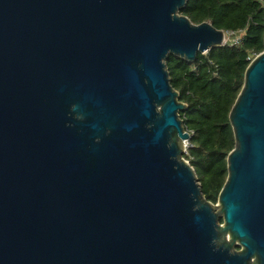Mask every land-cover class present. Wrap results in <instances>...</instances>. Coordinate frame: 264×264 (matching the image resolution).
<instances>
[{"label":"water","instance_id":"water-1","mask_svg":"<svg viewBox=\"0 0 264 264\" xmlns=\"http://www.w3.org/2000/svg\"><path fill=\"white\" fill-rule=\"evenodd\" d=\"M186 3L0 0V264H264V50L229 113L220 217L166 60L227 33Z\"/></svg>","mask_w":264,"mask_h":264},{"label":"trees","instance_id":"trees-1","mask_svg":"<svg viewBox=\"0 0 264 264\" xmlns=\"http://www.w3.org/2000/svg\"><path fill=\"white\" fill-rule=\"evenodd\" d=\"M180 13L196 24L208 21L242 36L239 44L199 52L193 62L173 54L166 60L171 84L187 105L180 117L192 132V147L183 156L194 167L205 197L216 203L236 143L229 113L248 65L264 50V0H187Z\"/></svg>","mask_w":264,"mask_h":264},{"label":"built area","instance_id":"built-area-1","mask_svg":"<svg viewBox=\"0 0 264 264\" xmlns=\"http://www.w3.org/2000/svg\"><path fill=\"white\" fill-rule=\"evenodd\" d=\"M227 36H226V40H225V44L227 42H229L231 45H236V44H239L242 40V36L241 34H234V32H226ZM188 131V130H186ZM189 134H190V138L189 139H186L184 140V144H185V149H184V153H188V149L190 147H192V142H191V136H192V132L188 131ZM184 155V154H183ZM185 158V157H184ZM186 159V158H185ZM189 161V160H188Z\"/></svg>","mask_w":264,"mask_h":264},{"label":"rangeland","instance_id":"rangeland-1","mask_svg":"<svg viewBox=\"0 0 264 264\" xmlns=\"http://www.w3.org/2000/svg\"><path fill=\"white\" fill-rule=\"evenodd\" d=\"M213 206H214L216 212L219 213V210H218V208H219V203H218V202L213 203ZM219 215H220V217H222V213H219ZM229 237H230V234L228 233V234L226 235V239L228 240ZM234 248H237V241L234 243Z\"/></svg>","mask_w":264,"mask_h":264}]
</instances>
